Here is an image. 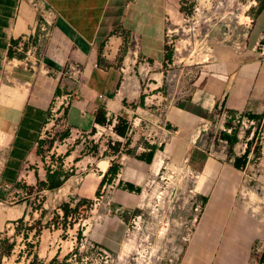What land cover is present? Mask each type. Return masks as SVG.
<instances>
[{"label":"crops","instance_id":"1","mask_svg":"<svg viewBox=\"0 0 264 264\" xmlns=\"http://www.w3.org/2000/svg\"><path fill=\"white\" fill-rule=\"evenodd\" d=\"M35 1L37 6L32 0H0V232L13 227L30 208V197L10 203L9 195L49 182V175L62 183L53 188L42 185V190L61 201L73 192L95 195L113 160L120 164L112 180L115 186L141 185L158 172L163 155L177 162L187 156L207 174L199 186L208 175L239 169L207 156L197 139L203 125L230 126L238 113L258 119L264 127V55L255 46L264 34V0L249 15L251 46L207 66L191 84L189 95L178 94L172 102L161 87L169 72L164 66L167 44L184 26L183 0ZM39 19L51 22L42 54L10 55L11 43L33 33ZM69 62L81 67L78 76L65 74ZM66 93L70 133L63 134L65 145L55 144L57 153L68 149L66 140L75 131L91 132L114 116L119 127H125L122 120L131 123L137 114V120L156 124L163 137L134 142L132 153L88 156L85 166H94L86 174L80 173L83 164L74 160L76 150L63 164L49 166L41 151L46 147L45 124L54 97ZM99 109L104 122L96 119ZM149 144L155 146L151 161L138 157L150 151ZM252 152L250 147L248 161ZM258 165L264 169V160ZM261 180L264 183V173Z\"/></svg>","mask_w":264,"mask_h":264},{"label":"rangeland","instance_id":"2","mask_svg":"<svg viewBox=\"0 0 264 264\" xmlns=\"http://www.w3.org/2000/svg\"><path fill=\"white\" fill-rule=\"evenodd\" d=\"M258 1L183 0L184 26L167 44L170 58L164 66L169 72L161 87L171 102L178 94L189 95L191 84L207 66L251 46L249 15ZM136 116L131 123L122 120L120 125L131 130L125 136L115 129L119 119L88 133L75 131L62 153L55 147L70 132L49 127L41 151L49 166H58L76 150L74 160L83 164L80 173L86 174L94 166H85L88 156L132 153L134 142L163 137L156 124ZM222 127L223 122L215 128L203 125L197 143L207 156L230 165L243 153L249 130L231 147L229 141L216 138ZM249 142L253 152L243 168L208 175L200 186L201 176L207 174L187 156L177 162L161 155L160 169L138 190L110 181L98 195L73 192L61 201L41 184L11 193L10 203L30 197V208L13 227L0 232V264H262L264 169L258 162L264 155L259 141ZM65 202L67 213L61 208Z\"/></svg>","mask_w":264,"mask_h":264},{"label":"built area","instance_id":"3","mask_svg":"<svg viewBox=\"0 0 264 264\" xmlns=\"http://www.w3.org/2000/svg\"><path fill=\"white\" fill-rule=\"evenodd\" d=\"M33 4L37 6V2L32 0ZM51 33V22L49 19H39L37 29L30 33L29 35H24L17 39L15 42L11 43L12 56H19L23 53L26 57L34 55L35 57L39 56L43 52V48L47 43V40ZM259 51L264 55V34L258 45ZM81 72V67L73 62H69L65 70V74L71 77H76ZM70 103V94H61L56 95L52 101L49 116L47 123L45 124V129L49 127H54L56 130H60L63 127L68 128L67 119H66V108ZM225 115H222L221 119ZM110 120V125H114L118 118L116 116L112 117ZM108 120V121H109ZM107 121V122H108ZM106 122V123H107ZM105 123V124H106ZM222 123V122H221ZM108 125V124H107ZM216 126L218 124L216 123ZM103 124H98L96 128H103ZM234 129H237L239 137H243L246 134V131L249 132V135L246 137V142L242 146L243 152L248 146L249 140L259 141L261 145V152L264 155V127L262 123L249 115L236 114L231 125L226 126L223 124L222 131L231 133ZM80 132V131H79ZM79 134H82L80 132ZM216 138L220 142H228V139L223 138L220 133H216Z\"/></svg>","mask_w":264,"mask_h":264},{"label":"trees","instance_id":"4","mask_svg":"<svg viewBox=\"0 0 264 264\" xmlns=\"http://www.w3.org/2000/svg\"><path fill=\"white\" fill-rule=\"evenodd\" d=\"M184 9V8H183ZM15 42V41H14ZM9 54L12 55V51H9ZM167 58L169 59L170 56L169 54L167 55ZM143 101V96L141 97V102ZM97 121L99 122H104L105 119L101 116V110L99 109L97 112V117H96ZM116 131L122 135L125 136L126 135V128L125 127H119V125L116 126ZM67 133H65L64 135H66ZM221 136L223 138L228 139L230 146L232 147L236 141L238 140V135H237V129H234L231 133H228L226 131H221ZM250 142H248V146L246 148V150L240 155V156H235L234 157V162L233 164L235 165V167L237 168H243L245 166V164L248 161V152L250 150ZM150 147V151L147 154H141L138 157H143L145 158L147 161H151L152 157H153V153H154V149L155 146L153 144H149ZM255 150V149H254ZM120 169V164L116 161H112L111 165L108 167V169L106 170V172L103 174V177L98 185V188L96 190V194H100V190L103 186V184L105 182H110L113 180V178L117 175V173L119 172ZM62 183V180L60 178L58 179H52V177L49 175V182H40L41 185H45L47 188H53V187H57ZM127 188H129L130 190L136 189L138 190L139 187L135 186L133 183L127 182L126 183ZM87 198H85L86 200ZM84 200V201H85ZM203 201L206 202L207 201V197L204 196L203 197ZM61 208L63 209L64 212H69L68 210V203H63L61 205ZM261 263L264 264V251L260 257Z\"/></svg>","mask_w":264,"mask_h":264},{"label":"bare ground","instance_id":"5","mask_svg":"<svg viewBox=\"0 0 264 264\" xmlns=\"http://www.w3.org/2000/svg\"><path fill=\"white\" fill-rule=\"evenodd\" d=\"M16 59H17V58H16ZM15 62H16V61H15ZM160 163H161V159L158 160V164H160ZM105 166H106V165H104V167H105ZM104 167H103V168H104ZM105 168H106V167H105ZM202 179H203V176H201V178H200V182H199V181H198V182L201 183V180H202Z\"/></svg>","mask_w":264,"mask_h":264}]
</instances>
